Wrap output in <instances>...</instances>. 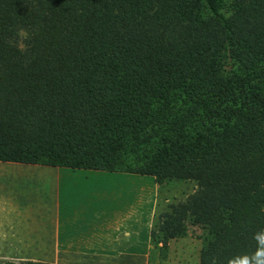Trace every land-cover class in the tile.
Returning <instances> with one entry per match:
<instances>
[{
	"label": "trees",
	"instance_id": "16d2710c",
	"mask_svg": "<svg viewBox=\"0 0 264 264\" xmlns=\"http://www.w3.org/2000/svg\"><path fill=\"white\" fill-rule=\"evenodd\" d=\"M0 161L195 181L151 244L191 221L208 230L200 264L254 252L264 0H0Z\"/></svg>",
	"mask_w": 264,
	"mask_h": 264
},
{
	"label": "crops",
	"instance_id": "0c3cea01",
	"mask_svg": "<svg viewBox=\"0 0 264 264\" xmlns=\"http://www.w3.org/2000/svg\"><path fill=\"white\" fill-rule=\"evenodd\" d=\"M158 193L154 176L0 161V261L146 264Z\"/></svg>",
	"mask_w": 264,
	"mask_h": 264
},
{
	"label": "rangeland",
	"instance_id": "374dc122",
	"mask_svg": "<svg viewBox=\"0 0 264 264\" xmlns=\"http://www.w3.org/2000/svg\"><path fill=\"white\" fill-rule=\"evenodd\" d=\"M197 187V183L192 180H171L159 185L157 210L152 229L157 221V213L163 212L169 203L184 201ZM126 194L125 197L129 195ZM130 197L133 203L134 194L132 193ZM207 238L208 230L203 225L187 221L185 234L171 239L167 248L161 250V246L151 244L146 264H200V252Z\"/></svg>",
	"mask_w": 264,
	"mask_h": 264
},
{
	"label": "clouds",
	"instance_id": "9594fccd",
	"mask_svg": "<svg viewBox=\"0 0 264 264\" xmlns=\"http://www.w3.org/2000/svg\"><path fill=\"white\" fill-rule=\"evenodd\" d=\"M31 39L30 34L22 27L16 34L15 45L22 54L27 51L26 42ZM256 242L254 252L238 254L228 258L227 264H264V229L258 230L253 234ZM211 264H218L216 258H212Z\"/></svg>",
	"mask_w": 264,
	"mask_h": 264
}]
</instances>
